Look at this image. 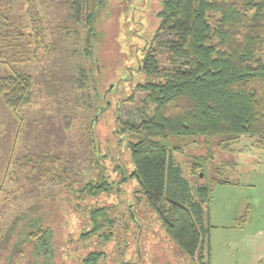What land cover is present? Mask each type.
<instances>
[{"label":"rangeland","instance_id":"374dc122","mask_svg":"<svg viewBox=\"0 0 264 264\" xmlns=\"http://www.w3.org/2000/svg\"><path fill=\"white\" fill-rule=\"evenodd\" d=\"M110 2V8L106 6L99 17L97 28L103 35L98 38L90 33L84 4L78 15L75 0H39L49 47L41 48L34 58L18 56L19 61L14 62L34 76L35 97L16 114L0 96V259L11 250L14 239L10 231L16 215L29 207L52 214L49 220L56 225V243L60 244L56 251L63 252L68 264H85L79 256L93 248L104 251L97 264H149L156 257L160 263L163 255L175 251L135 176L121 183L119 190L98 197V202L108 203L110 214L117 220L114 227L105 230L111 231L113 238L104 245L100 235L88 239L78 236L90 223L83 208L76 205L74 187L96 176L101 166L115 180L121 179L123 168L129 174L134 167L121 122L138 124L142 119L138 105L146 92L134 84L145 77L138 70L139 62L155 36L153 21L161 6L160 0ZM0 8L9 14L17 30L29 35L26 0H0ZM174 38L175 33L162 30L153 42L159 67L165 65L167 44ZM91 40L93 46H99L90 57L87 46ZM256 58L264 61V52ZM11 71L9 64L0 63V76ZM107 88L112 89L109 94ZM130 94L132 100L127 99ZM105 99L108 108L100 114ZM171 143L182 148L175 155L183 174L192 183L208 182L212 187L211 264H264L260 261L264 254L259 249V237L253 234L264 227V142L244 134L230 139L220 135L178 137ZM223 143L233 150H227ZM207 148L215 154L214 169L234 183L221 184L210 177L192 175V156L207 152ZM45 153L60 156V162L43 168L48 165L40 164L39 158ZM62 170L71 178L61 180ZM71 180L74 182L69 189L66 183ZM91 198L86 197L82 204L96 202ZM250 204L251 218L239 226L236 218ZM130 213L135 214L140 228ZM161 238L169 244L164 243L162 252L158 246ZM25 258L17 262L33 261L31 256Z\"/></svg>","mask_w":264,"mask_h":264},{"label":"trees","instance_id":"16d2710c","mask_svg":"<svg viewBox=\"0 0 264 264\" xmlns=\"http://www.w3.org/2000/svg\"><path fill=\"white\" fill-rule=\"evenodd\" d=\"M26 2L28 36L17 30L9 14L0 8V63L12 68L10 74L0 76V96L16 114L33 101L36 85L31 73L14 64L19 61L16 57L31 59L41 48L49 47L39 0ZM83 4L90 33L99 38L103 35L97 28L99 17L106 6L110 8L111 2L75 0L77 14L82 12ZM160 5L157 19L153 21L155 36L139 62L138 70L145 77L134 84L136 89L146 92L138 105L142 119L138 124L129 120L121 122L134 167L129 174L122 167L121 179L115 180L101 166L96 176L74 187L78 193L76 205L83 208L90 223L89 228L80 229L78 236L88 239L100 235L104 245L113 238L112 232L105 230L114 227L117 220L110 214L108 203L98 202V197L119 190L121 183L135 176L175 250L173 254H159L163 255L160 263L211 264L212 187L208 182L192 183L183 174L175 155V151L182 148L171 141L178 137L211 138L214 135L230 139L247 134L264 142V61L256 58L264 52V0H160ZM162 30L175 33V38L167 44L165 65L159 67L154 60L153 42ZM93 45L91 40L87 46L90 57L97 53L95 48L99 46ZM110 91L112 89H106L108 94ZM131 94L126 98L132 100ZM107 108L105 99L100 114ZM223 145L233 150L228 144ZM207 150L192 156V175L210 177L221 184L234 183L214 169L215 154L211 148ZM103 156V159L107 157ZM39 160L40 164L48 165L43 168H50L57 165L61 157L45 153ZM59 176L61 180L71 178L63 170ZM73 182L66 183V187L71 189ZM86 197L96 202L82 204ZM252 208L253 205H248L236 218L239 226L250 220ZM130 215L140 228L135 214ZM50 217L52 214L30 207L16 215L10 231L14 239L11 250L6 257L2 256L0 264H21L17 260L27 256L33 257V261L28 260L29 264H68L62 250L61 254L56 251L60 245L56 243L58 231ZM161 240L163 242H157L160 252L167 244ZM103 253L93 248L79 256V261L97 264ZM9 259H13L12 262ZM158 260L156 257L149 264H160Z\"/></svg>","mask_w":264,"mask_h":264},{"label":"crops","instance_id":"0c3cea01","mask_svg":"<svg viewBox=\"0 0 264 264\" xmlns=\"http://www.w3.org/2000/svg\"><path fill=\"white\" fill-rule=\"evenodd\" d=\"M254 236L259 237V249L264 254V227H259L257 231H254ZM253 238V237H252ZM264 261V257L260 259V261Z\"/></svg>","mask_w":264,"mask_h":264}]
</instances>
